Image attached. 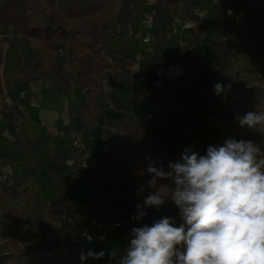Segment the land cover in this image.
I'll return each mask as SVG.
<instances>
[{
  "label": "trees",
  "instance_id": "1",
  "mask_svg": "<svg viewBox=\"0 0 264 264\" xmlns=\"http://www.w3.org/2000/svg\"><path fill=\"white\" fill-rule=\"evenodd\" d=\"M235 1V7L229 13L224 0L219 18L213 22L204 23L205 21L198 18L196 11L200 10V2L196 1L195 8L185 11V17L197 23V27L191 32V42L197 44L200 51L209 49L214 52L207 65L211 75H208L206 69L193 66L196 54L186 58L180 49L178 55L169 47L176 41L177 35L173 34L174 16L168 9L172 8L176 0H161L154 7L157 45L149 56L146 69L133 73L134 76L138 75L159 84L148 97L147 104L149 113L162 124L163 130L161 133H152L145 120L121 112L130 100L118 99L107 92L110 85H124L133 78L130 72L134 61L125 53L124 36H118L115 27L119 24L126 28L130 22L136 27L138 14L132 6L134 0H0V24L5 23L9 28L14 48L20 50L24 47L20 42L21 38L35 42L29 47L33 49L30 68L15 79H54L57 63L52 58V53L55 54L57 48L63 47L69 53V62L60 82L66 91H70L71 80L74 79L84 91L87 115L83 127H91L105 102H110L111 107L120 112L114 126V143L106 159L116 173L126 179L127 184L137 194V199L134 201L135 209L129 216L107 219L104 223H121L124 229H119L130 239L132 228L139 227L132 218L137 211L136 205L143 204L144 197L150 192L167 193L165 205L175 209L171 219L175 226L182 222L179 209L170 200L174 184L165 179L158 180L155 186H149L150 174L146 172V168L152 164L170 171L169 163L179 161L185 148H190V141L184 135L186 129L194 130V138L198 141L196 153L200 155L206 154L205 150L209 145L220 146L230 138L237 141L250 140L255 144L260 140L257 133L230 135L221 127H213L210 120L225 116L221 108L231 100L237 104H247L249 111L264 112V58L255 61V65L247 69L246 75L241 71L235 73L236 88L233 92L214 94L213 85L218 78L231 69L234 60L241 57V52L235 49L236 45L259 42L262 44L261 52L264 51V1L252 0V4H248V0ZM242 19L246 21L242 23ZM114 36V41H120L118 47L110 41ZM108 56H111L112 62L107 60ZM6 61L5 52L2 50L0 98L5 96L2 69ZM191 63L193 67L187 65ZM176 64L184 67L185 77L167 76L169 68ZM250 75L259 77L258 85L249 81ZM172 87L180 88L190 97L187 110L177 111L176 97L165 91ZM12 113L19 112L6 105L0 109V114L5 118L13 119ZM259 159L258 156L257 160ZM62 167L66 169L64 163ZM80 181V178H74L72 174H65L68 197L75 192ZM140 187L145 190L138 194ZM18 195L29 196L28 189H21V183L15 177L6 176L5 182L0 181V202L19 200ZM13 212L29 219L33 229L41 230L42 233L50 232V228L36 211L28 213L14 209ZM88 220L91 221L92 218ZM88 220L85 223H89ZM114 236L110 234L109 237ZM88 248L82 226L74 231L54 233L51 240L43 243L33 242L29 237L22 236L9 239L1 245L0 264H103L109 259L97 261L88 258L81 261L79 252L86 254Z\"/></svg>",
  "mask_w": 264,
  "mask_h": 264
},
{
  "label": "clouds",
  "instance_id": "2",
  "mask_svg": "<svg viewBox=\"0 0 264 264\" xmlns=\"http://www.w3.org/2000/svg\"><path fill=\"white\" fill-rule=\"evenodd\" d=\"M230 85L227 88L230 90ZM220 95L225 85H213ZM241 127L264 126V112L249 111L237 116ZM200 155L185 148L181 159L170 162V171L152 164L149 186L171 180V202L182 222L171 218L132 228V239L120 264H264V159L253 141L227 139L209 145ZM140 187L138 194L144 192ZM167 193L150 192L137 204L142 220L145 209H160ZM104 252L89 250L80 259H100ZM110 256H114L110 253Z\"/></svg>",
  "mask_w": 264,
  "mask_h": 264
},
{
  "label": "rangeland",
  "instance_id": "3",
  "mask_svg": "<svg viewBox=\"0 0 264 264\" xmlns=\"http://www.w3.org/2000/svg\"><path fill=\"white\" fill-rule=\"evenodd\" d=\"M146 0H134V4L136 5V9L138 12L139 19H142L144 15L148 14L150 12V8L145 6ZM228 5V12L231 13L233 8L235 7L234 4H236L235 0H227ZM224 4V0H221V3H218L217 7V13L212 12V14H208V20H206L204 23L212 22L213 19L219 18V13L222 9V5ZM194 5H189L188 0H181V5L178 6V3L172 4V8L169 10L172 16H174L175 19H186L185 17V11L195 8ZM135 9V8H134ZM198 9H207L204 7H198ZM209 10V9H207ZM210 12V11H208ZM214 16V17H213ZM212 19V20H211ZM246 19H242V23H244ZM127 29L133 28L130 23H127ZM185 33V32H184ZM9 35V28L5 25V23L0 24V37L1 38H8L4 37V35ZM176 35H179L176 34ZM124 38L126 39L124 43V48L128 52V55L132 57L134 60H136L138 57L143 55V52L145 51L146 46L142 44L139 40L135 38H127L125 36V33H123ZM193 36L191 33L183 34V38L176 37V41L172 42L169 47H172L173 51L178 53L179 55V42L181 40H184L186 42H191ZM23 42L26 40L27 47L29 45L35 44V42H29V40L22 38ZM83 39V38H80ZM85 39V38H84ZM115 37L110 39V41L113 43L114 46L118 47L120 41H114ZM181 39V40H180ZM21 40V39H20ZM23 42H21L23 44ZM206 45V44H205ZM196 46V56L194 60V67L206 69L208 72V75H211L212 72L208 68V61L212 58L214 55V52L212 50L206 49L207 51H200V48L197 44ZM3 49L5 53L8 52L7 59L9 60L6 63V69L15 70L18 68L16 63L14 62V58H19L22 56V54L16 53L14 45L12 43V40H1L0 41V49ZM10 48V49H9ZM64 49L63 47H59L56 49L55 54L52 53V58L62 65H64L67 68L68 65V57L69 53L67 54V58H59L57 57L56 53L58 50ZM236 50H239L241 52L240 59L234 60L232 62L231 69L227 70L225 73H223L219 78L217 82L222 83L225 85V90L222 92L224 94L225 92H233L236 88L235 86V73L237 71H241L243 74L246 75L247 69L252 68L255 65V61H257L260 58H264V51H262V44L259 42H249L248 44L241 46L236 45ZM32 48H29V50H25L23 52V57H26V60L24 62H28V65L32 64V59L29 54H32L33 51ZM68 52V51H67ZM110 52H113L111 50ZM109 52V53H110ZM149 58V53L146 54ZM185 57H190L189 54H185ZM107 60L109 62H112L111 56L107 57ZM145 63V62H144ZM143 63V64H144ZM18 64V62H17ZM141 64V67L143 66ZM189 65V64H187ZM190 67H193L189 65ZM207 66V67H206ZM217 66V65H216ZM214 67V70L217 69V67ZM171 73H169V76L171 78L177 77V76H184V67L176 64L173 66ZM65 68V69H66ZM142 69V68H141ZM146 68H143L142 71H144ZM170 70V68H169ZM168 70V71H169ZM140 71V72H142ZM210 78V77H209ZM259 77L257 75H250L248 77L249 81L252 84L258 85L259 83ZM123 80V79H122ZM216 82V83H217ZM157 85V84H156ZM230 85V90L227 88V86ZM159 86V84H158ZM227 88V89H226ZM132 85L130 83L119 85V86H113L111 88V92L113 95H115L118 99L121 100H130L131 102L133 99L132 96ZM156 89V88H155ZM154 87H152L150 90L144 89L145 93L150 91L152 92L155 90ZM168 94L174 95L177 99V111L183 112L187 110V108L190 106V97L184 93L185 91L181 90L178 87H172L165 90ZM144 93V94H145ZM138 92L136 93V95ZM139 98H142L141 101L137 103L134 102V100L131 103H128L127 106L121 111L124 113L129 114L130 116H134L137 119H143L144 113L149 111V107L146 105V101L148 99L147 96L141 94V91L139 90V95H137ZM150 97V95H149ZM144 108V111H141V108ZM131 108L133 111L136 112L134 114L133 111H131ZM114 109V108H113ZM138 109V111L136 110ZM222 111L225 112V116L217 118H211V122L213 127H221L227 132H229L230 135H246L249 133H257L259 136L258 143H256L258 146H261L262 155H260V160L264 159V126H258L257 128L249 129L247 126L241 127L238 123L237 116H243L246 112L249 111V107L245 103H239L237 104L234 100H231L230 102L226 103L222 108ZM112 111V108L111 110ZM117 112V111H116ZM133 112V113H132ZM120 113V112H117ZM116 113V115H117ZM156 118L154 120L147 119L146 121H150L152 126L149 128V131L152 133H158V130L153 125ZM157 120V119H156ZM147 123V122H146ZM2 129L0 128V131ZM65 135L67 134V131H64ZM110 133L107 131L106 135H109ZM185 135V132H184ZM84 138V136H83ZM58 142L59 144H62L63 147L67 143L70 144L68 139L63 137H57L55 138V142ZM213 141V140H212ZM84 142L86 143V140L84 138ZM190 144V143H189ZM71 145V144H70ZM73 145V144H72ZM90 151L96 150V143L87 144ZM190 146V145H189ZM198 146V145H197ZM75 147V145H74ZM191 148V147H190ZM15 149H18L15 147ZM64 150H66L64 148ZM194 151V150H193ZM64 153V151L62 150ZM74 153H76L74 148ZM88 149H85L83 153H81V156H87ZM14 156H11V162L15 163L16 161L20 163L25 168V175L26 177L23 178V183H21V189L25 190L28 189V197H25L23 195H18L19 200L9 199L5 202H0V240L4 243L12 238H18L22 236H27L31 239L33 242L43 243L46 241H49L52 239V236L54 233L58 232H65V231H74L79 226H82L83 228V237H85V234H94L96 230L89 229V227L94 225V221H100L105 222L107 219L111 218H123L129 216L135 209V200L137 199V194L133 191L131 186L127 184L126 179L119 176L116 171L107 163L106 157L107 154L104 155L103 159L105 161L104 164V171H107L108 174L106 175V180H100L98 179L99 175L96 176L97 179L92 178L90 175L94 167L91 168L92 163L88 161L89 170H87L85 173L89 172L88 174L83 173L82 182L80 185L77 186L75 189V192L71 195V197L67 196V187L65 184V174H71L72 173V166L73 164H66V169L62 167V164L60 163V166L57 167V165L52 161V159L49 157L42 158L38 161L39 153L32 152H16L13 154ZM65 158H67L66 155H64ZM17 158V159H16ZM87 158V157H86ZM101 159H99L100 161ZM55 165L53 170H50L52 172H55L58 176V178L53 181L50 177L47 175L39 173L36 168L40 167L41 172H44V164L46 163ZM66 162V161H65ZM33 166V168H32ZM66 170V172H65ZM101 171V170H99ZM41 174V175H39ZM85 174V175H84ZM8 175L0 174V181L5 182L6 177ZM64 180H62V179ZM26 179H29V181L26 182ZM32 180V181H31ZM25 182V183H24ZM11 185L10 183H8ZM14 209L18 211H26L28 213L37 212L39 213V217L42 218V221L46 224L47 227L50 228V232H41V230H35L33 227H30L31 221L27 219L23 215L14 213ZM60 211V214H59ZM88 218H92V220H88ZM89 221V223H85V221ZM117 223H111V225H116ZM128 224V223H126ZM92 227V228H93ZM124 229V227H122ZM121 229V228H120ZM119 228L113 229V236L114 237H108L106 239V242H101L99 240H96L94 244L89 246V250H93L96 253L104 252V256L100 259H93L97 261H102L105 259H108L110 256V253L114 251L116 248L121 249L124 253L127 247L129 246L130 237H127L126 234L120 230ZM120 230V231H119ZM108 231L107 228L103 230L104 233ZM49 233V234H48ZM116 233V234H115ZM132 234V233H131ZM118 264V262H117Z\"/></svg>",
  "mask_w": 264,
  "mask_h": 264
},
{
  "label": "crops",
  "instance_id": "4",
  "mask_svg": "<svg viewBox=\"0 0 264 264\" xmlns=\"http://www.w3.org/2000/svg\"><path fill=\"white\" fill-rule=\"evenodd\" d=\"M196 1L198 3L200 2L201 6H206V8L209 9L208 11H210V14H212V12L213 14L214 12L217 13V4L221 3V0H188V4L192 6L196 3ZM255 1L263 2L264 0ZM176 3H178V6H180L181 0H176ZM132 6L137 11L136 5L133 4ZM169 10L170 9H168V11ZM136 13L138 14V12ZM136 20L137 21L135 29L139 27V17ZM178 20L180 19L174 18V22ZM130 24L133 27V23L130 22ZM191 32L192 31H186L185 33L179 34L177 36L179 38H183V34ZM4 37H8L7 39L11 40V37L8 34L4 35ZM7 39L0 37V41ZM22 40L23 39L21 38L20 42H23ZM125 40L126 39L124 38L123 42ZM25 42H23L24 47L22 49L18 50L15 48L16 53L22 54L21 57L14 58V62L18 66L17 69H6V63L9 60L7 59L8 52L5 53L7 61L2 69V75L4 74L3 90L5 96L4 98H0V109H2V106L6 105L17 109L19 113H12L13 119L5 118L2 114H0V128L2 129L0 131V174L13 176L19 182L23 183L22 179L26 177L25 168L20 165V160H18V162L16 161L15 163L11 162V156H14L13 154H15L17 151L27 153L38 152L40 155L37 158L38 161L41 160V157H49V159L51 158L52 161L57 165V167L60 166V163H69L70 165L73 164V156L75 154L74 145H72L73 143L68 141L71 145L67 143L63 147L62 144H59L57 141L55 142V138H57V136H53L52 134H50L49 129L56 128L63 132L67 131V133L76 131L83 134L86 140V149H88L86 157L88 161L92 163L91 168L94 167V169L92 170L93 172H91L92 175H90L89 172L85 174L89 173V175L94 179H97L96 176L99 175L98 179L106 180V175L108 174V172L104 171V164L107 160L104 161L102 159L104 155L109 152L111 146L114 143V126L118 121L119 113H117L116 110L111 107L110 102H105L104 108H102L99 112L97 120H95L91 127L87 129L84 128L83 121L87 115V110L85 108L84 91L80 87H78L74 79L71 80L72 89L70 91H66L64 89L60 82V79L63 76L66 67L57 62V70L55 72L54 79L48 80L44 77H38L36 80L32 81L15 79L16 76L22 75L25 70H27L31 66L28 65V62H24L26 60V57H23V52L27 49L29 50L30 47V45L27 47ZM2 50L3 49L1 48L0 51ZM124 50L125 53L128 54L126 49ZM146 54L148 53L144 51L143 55L138 57L136 60L130 57L134 61V65L130 72V76H133V78H131V82H129L132 85L131 91L133 96L131 99H133L137 104H139L138 102L142 99L137 96L139 95V90L142 94L144 89L150 90L152 87H154L155 89L158 86V84L156 85V83H154L153 81H149L138 75H133V73H138L142 71L143 68H146V63L149 59ZM29 55L33 56V53ZM141 64H143L142 67ZM189 65L192 66L193 63ZM172 68L174 67H170V70L167 71V76H169V73H171L170 71H172ZM112 87L113 85H110L107 88V92L110 95H113V93L111 92ZM137 92L138 94L136 95ZM22 93H25V95L22 96ZM146 105L148 106L147 103ZM111 108L112 111H109L111 110ZM136 110L138 111V109ZM131 111H133L132 108ZM141 111H144L143 107L141 108ZM133 112L134 114H136L135 111ZM148 114H150L149 111L144 113L143 120H147ZM155 121L156 122H154L153 125L158 130V133H161L163 130L162 124L156 119ZM146 122L148 124V127L150 128L152 126V123L150 121ZM107 131L110 133L109 135H106ZM92 143H96V150H94L93 152L89 150L87 145ZM261 146L262 145H259L260 149ZM15 147H17L18 149H15ZM64 148L66 150H64ZM62 150L64 151V153L62 152ZM54 155H56L55 159L53 158ZM64 155H66L67 158H65ZM99 159L101 160L99 161ZM54 167L55 165L50 164L48 161V163L45 162L44 164L43 173L41 172L40 167H37L36 170L42 174L39 175L43 176V174H45L53 179V181H55L58 176L55 172L50 171L53 170ZM80 180L81 181L79 185L82 182V178ZM27 181H29V179H26V182ZM111 253H113L114 256H109L108 258H114L116 262L120 264V259L124 255V252L121 249L116 248Z\"/></svg>",
  "mask_w": 264,
  "mask_h": 264
},
{
  "label": "built area",
  "instance_id": "5",
  "mask_svg": "<svg viewBox=\"0 0 264 264\" xmlns=\"http://www.w3.org/2000/svg\"><path fill=\"white\" fill-rule=\"evenodd\" d=\"M161 0H146L145 6L150 8V12L143 16L142 19H140L139 27L138 28H131L127 29L124 28L122 25L117 24L115 27V32L118 36H123V33H125V36L127 38H135L139 40L142 44L146 46L145 51L149 54H151L154 49L156 48L158 36L155 34L154 29V19H155V10L154 7L157 6L160 3ZM248 4H252V0L247 1ZM196 14L200 20L206 21L208 20V10L207 9H200L196 11ZM197 27V23L190 19H182L181 21H175L172 25L173 34H182L186 31H193ZM179 48L182 55L189 54L190 56L195 55L196 53V46L192 42H186L184 40H181L179 42ZM68 54L67 50L60 49L56 53L57 57L64 58ZM145 91L142 92L143 95L149 97L150 91L145 93ZM25 93H22V96H24ZM155 116L153 114H148L147 119L154 120ZM185 136L190 141V147L194 149V151H197V145L198 141L194 138V130L193 129H186ZM49 133L53 136L57 137H63L68 139L73 145H75V151L76 153L73 156V166H72V176L74 178H80L83 176V173H85L87 170H89L88 161L86 156H81L80 154L83 153L86 149V144L84 142L83 134L81 132H68L66 135L63 131H60L56 128H50ZM6 177V176H5ZM94 227L91 225L89 229L96 230L94 234H85V244L86 245H92L96 240H99L101 242H104L110 234L113 235V229L114 228H120L122 227L121 223H117L115 225L106 224L104 222L100 221H94ZM93 227V228H92ZM107 228L108 231L106 233L103 232V230ZM4 242L0 240V247ZM82 252H79L81 255ZM103 264H117L116 260L114 258H109L107 262Z\"/></svg>",
  "mask_w": 264,
  "mask_h": 264
},
{
  "label": "water",
  "instance_id": "6",
  "mask_svg": "<svg viewBox=\"0 0 264 264\" xmlns=\"http://www.w3.org/2000/svg\"><path fill=\"white\" fill-rule=\"evenodd\" d=\"M174 210L173 206L164 204L159 210L155 208L145 209V211H147V215L142 220L135 219L139 216L138 211L133 213L132 218L137 226L142 227L145 224L151 225L153 222L164 217L171 218L174 214Z\"/></svg>",
  "mask_w": 264,
  "mask_h": 264
}]
</instances>
